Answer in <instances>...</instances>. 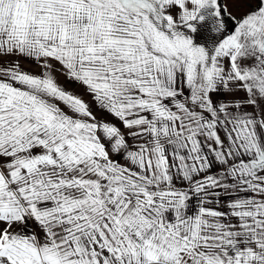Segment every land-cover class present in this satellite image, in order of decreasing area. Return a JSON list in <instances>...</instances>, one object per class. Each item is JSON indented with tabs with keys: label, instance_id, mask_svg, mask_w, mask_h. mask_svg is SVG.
<instances>
[{
	"label": "snow or ice",
	"instance_id": "1",
	"mask_svg": "<svg viewBox=\"0 0 264 264\" xmlns=\"http://www.w3.org/2000/svg\"><path fill=\"white\" fill-rule=\"evenodd\" d=\"M0 264H264V0H0Z\"/></svg>",
	"mask_w": 264,
	"mask_h": 264
}]
</instances>
